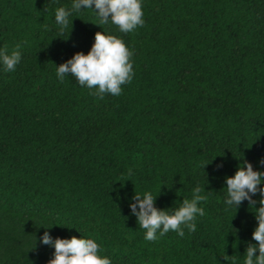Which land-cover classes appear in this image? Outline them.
Returning <instances> with one entry per match:
<instances>
[{
	"label": "trees",
	"instance_id": "trees-1",
	"mask_svg": "<svg viewBox=\"0 0 264 264\" xmlns=\"http://www.w3.org/2000/svg\"><path fill=\"white\" fill-rule=\"evenodd\" d=\"M70 4L0 0V47L23 45L0 69V264H49L45 231H80L113 264H243L257 222L247 201L226 209L225 178L264 170V0H144L134 32L102 25L134 52L131 83L103 99L55 75L103 31L85 10L61 34L54 11ZM197 185L196 231L146 241L134 194L169 209Z\"/></svg>",
	"mask_w": 264,
	"mask_h": 264
},
{
	"label": "clouds",
	"instance_id": "clouds-1",
	"mask_svg": "<svg viewBox=\"0 0 264 264\" xmlns=\"http://www.w3.org/2000/svg\"><path fill=\"white\" fill-rule=\"evenodd\" d=\"M85 10L94 13L97 19L95 25H115L123 34L132 33L145 23L144 0H71L69 6L55 8L56 29L62 34L70 24L72 26L73 17ZM102 29V32L95 33L94 43L87 54L75 53L65 63L56 66L55 73L59 82H63L66 77H74L81 87L89 89L92 95L100 99L106 94L120 96L122 86L131 83L134 77L133 50L122 38L109 34L103 27ZM22 48L20 43L11 50L0 47V69L4 72H14L22 60ZM260 167L264 168V162H261ZM225 184L226 209H238L247 201L249 208L254 209L257 222L252 232V241L255 243H247L243 264H264V170H254L253 165L245 161L237 166L233 176L225 178ZM205 192V188L197 185L191 198L183 199L178 207L159 209L156 207V200L160 193L154 195L152 191L147 190L143 194L135 193L129 208L139 227L145 230L146 241H156L170 231L183 237L184 229L195 232L196 218L205 215L201 206L207 199L203 194ZM257 196L260 198L254 199ZM257 204L260 205L258 208ZM78 232L79 238L72 236L55 239L48 231L43 233L40 243L54 249L53 259L49 264H113L109 256L102 254L96 239Z\"/></svg>",
	"mask_w": 264,
	"mask_h": 264
},
{
	"label": "rangeland",
	"instance_id": "rangeland-1",
	"mask_svg": "<svg viewBox=\"0 0 264 264\" xmlns=\"http://www.w3.org/2000/svg\"><path fill=\"white\" fill-rule=\"evenodd\" d=\"M39 249L42 250L45 248V245H43L42 243L39 242V245H38Z\"/></svg>",
	"mask_w": 264,
	"mask_h": 264
}]
</instances>
